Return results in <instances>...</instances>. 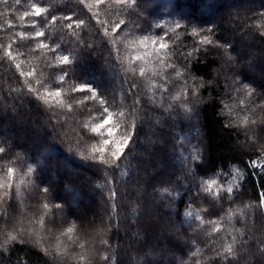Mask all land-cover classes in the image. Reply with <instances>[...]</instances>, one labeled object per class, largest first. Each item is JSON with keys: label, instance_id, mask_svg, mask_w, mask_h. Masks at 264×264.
Listing matches in <instances>:
<instances>
[{"label": "trees", "instance_id": "trees-1", "mask_svg": "<svg viewBox=\"0 0 264 264\" xmlns=\"http://www.w3.org/2000/svg\"><path fill=\"white\" fill-rule=\"evenodd\" d=\"M209 1L213 3L136 0V6L125 7L114 0L99 5L97 0H0V45L12 44L13 54L22 53L12 61L4 58V47H0V147L5 149L0 154V180L5 178L7 167L16 169L11 200L8 205L0 204V213H6L0 215V264H133L134 258L151 264H218L216 253L224 255L229 246L238 249L243 238L248 240L250 252L239 253L238 261L229 257L219 264H258V249L264 248V209L258 199L259 192L264 191V175L257 173L264 169H250L248 160L264 164V113L258 107L264 102L260 97L264 94V38L255 35L264 29L250 30L249 25L252 20L264 23L256 17L264 12V2L253 4L247 12L229 6L227 21L218 23L209 13H222L232 1ZM34 6L46 9L39 19L32 15ZM25 13L29 15L21 19ZM93 13L99 14L103 25L96 23ZM65 16H72L73 21L63 19ZM75 20H84L85 24L70 30L67 25ZM121 20L125 21L121 31L112 32ZM176 20L189 28L213 27L216 36L212 38L230 43L241 61V81L257 92L249 96L245 90L234 91L232 82L225 80L218 67L217 62L223 61L218 55L220 50L200 45L201 37L187 38L182 30H178L179 35L169 32ZM8 21L12 22L10 28ZM105 27L108 36L104 35ZM38 31L45 36L36 39ZM21 32L25 33L24 39L19 37ZM164 34L169 37L166 42L171 46L169 57L176 62L175 71L152 59L146 63L132 60L137 54L145 55L133 40ZM41 43L57 51L41 50ZM186 52L193 56L184 61L181 54ZM61 55H69L71 63L62 66ZM139 67L147 69L145 78L139 77ZM105 68L111 81L104 74ZM33 69L31 78L20 75ZM89 73L102 81L92 79ZM61 75L65 76L63 84L59 82ZM209 78L213 81L209 89L212 95L202 99L196 111L173 112L180 103L175 97L185 92L191 96L193 90L202 95L204 89L199 85ZM133 83L136 87L131 89ZM29 85L41 95L45 90L62 89L65 102L73 105L72 111L43 105L28 91ZM77 85L94 89L106 105L87 100L78 105L76 101L89 94L73 93ZM133 100L139 103L130 111ZM105 106L130 131L131 125H136L132 143L115 168L82 160L77 154H88L91 144L99 139L83 125L90 129L99 123ZM120 112L125 113L124 117L118 116ZM53 113L59 117L56 125ZM254 119L256 124H252ZM5 120L20 134L16 128L7 131ZM197 148L202 152L199 163L193 159ZM62 162L67 169L57 171L55 165ZM28 165L35 169L31 176L27 174ZM50 178L59 181L52 185ZM211 179L219 180L225 188L233 187L235 200L204 192V181ZM45 187L48 194L40 190ZM87 188L93 195L86 192ZM70 189L71 195L66 193ZM165 189L178 194L172 204L176 211L170 217L159 205L171 199ZM80 199L92 203L100 200L105 207L102 219L118 222L119 228H105L95 245H89L81 236L84 219L71 206ZM44 203L49 204L48 209ZM57 203L63 206L62 215L54 207ZM137 204L144 210L139 218L130 215ZM189 211L191 216L186 214ZM156 216L165 222L166 229L179 231L157 234L148 227ZM133 220L138 226L135 232ZM68 227H74L71 235H65ZM6 232L16 235L17 240L8 241ZM103 239L109 241L110 250L101 244ZM80 244L88 253L83 262L79 260ZM105 255L109 261L102 259Z\"/></svg>", "mask_w": 264, "mask_h": 264}, {"label": "snow or ice", "instance_id": "snow-or-ice-1", "mask_svg": "<svg viewBox=\"0 0 264 264\" xmlns=\"http://www.w3.org/2000/svg\"><path fill=\"white\" fill-rule=\"evenodd\" d=\"M20 0H16V3H19ZM114 2L118 5H122L125 7H128L130 4L136 6V0H114ZM81 3H83V0H81ZM105 0H97V5L104 4ZM91 12V8L89 9ZM46 12V9L41 7H35L33 8L32 15H34L37 19H39L43 14ZM29 15V13H25L21 19L26 18ZM94 16L97 17L96 23L103 25V21H101L98 17V13H93ZM258 20L264 21V12H260L257 16ZM63 19L67 21H73L72 16H65ZM251 19V18H250ZM52 23H56V18H52ZM125 21L121 20L119 23L115 25V27L112 29V32L119 33L121 31V26L124 25ZM85 24L84 20H75L74 24L69 23L67 27L71 30L73 27L75 28H81ZM35 24H33V27ZM8 27H12V22L8 21ZM158 28H163V25H157ZM255 28L257 30L264 29V23H258L256 20H252V23L249 25V29ZM178 30H182L185 34H187V38H194V37H201L199 40L200 45L210 46L214 47L216 49H219L220 52L218 55H221L223 57L222 62H217L218 67L222 70V74L225 76L226 81H231L233 85L234 91H241L245 90L247 91V94L249 96H252L254 93L257 92V90L246 84L243 83L240 79L241 73L239 71L241 67V61L238 59V57L234 54L232 50V45L230 43H223L219 41L217 38L214 40L212 37L216 36V30L213 27L205 28V29H198L195 26L189 28L188 25L183 24L181 21L176 20L174 25L168 29L169 32L177 33L179 35ZM202 33L211 34L210 35H203ZM104 35H109V29L107 27L104 28ZM255 35L264 38V30H259L255 32ZM45 36V33L43 31H38L35 33V38L40 39ZM20 39L25 38V33L21 32L19 33ZM169 39L167 34H164L162 36H158V38H154L148 35L142 36V38L138 40H133L132 42L134 44L139 45L140 48L144 50L145 55H135L132 57V60L134 62H144L146 63L149 59L154 60L156 63L160 64L161 67H170L175 71L176 68V62L172 61L169 57V49L170 44L166 41ZM0 47H4L3 45H0ZM149 48L151 50H149ZM39 49L41 50H48L49 52H56L57 49L53 48L50 44L41 43L39 45ZM199 51V49H196ZM22 55V53L17 52L16 54H13L12 51V44H8L6 47H4V58L9 59L12 61H15L18 56ZM183 56V60L187 61L189 58L193 56L192 52H186L181 54ZM59 62L62 66H67L71 63L69 55H61L59 56ZM252 63V59L248 60V64ZM183 66V65H182ZM15 67L17 69L20 68V64H16ZM187 71V68H186ZM192 72L193 69L191 70ZM35 74V69L24 73L21 72L20 75L24 77L31 78ZM66 75V74H65ZM133 75H135V70H133ZM138 75L141 78H145L148 75L147 69L145 67H139ZM217 75H220V73H217ZM65 81V76L61 75L59 77V82L63 84ZM27 83V80L25 81ZM39 83V81H37ZM212 79L209 78L204 83H201L199 85V88L204 89L203 94L199 93L198 91L193 90L192 95L189 96L187 92L182 93L181 96L175 97L177 101L180 103L175 106L173 109V112L175 111H183L184 113H190L194 112L197 109V105L201 103L202 99L207 98L209 95H212V92L209 91V89L212 86ZM136 87L135 83L130 85L131 89H134ZM28 91L30 93H34L37 100H39L43 105H46L48 108H60V109H67V111L71 112L73 105L71 103H66L64 99V92L62 89H57L56 91H48L45 90L44 94H39V91L37 88L32 87L31 85L28 86ZM73 93H88L89 95L86 97V99H79L76 101L78 105H84L87 101H97L99 105L104 106L106 105V102L104 99H102L94 89L90 87H86L84 85H77L72 88ZM260 97L262 100H264V94L260 93ZM137 103L139 101L133 100L132 102V109H135ZM261 109V113H264V102H262L259 106ZM103 113L104 116L100 120L99 123H96L94 126H92L89 129V125L85 124L83 125L84 129H88L92 134H94L95 137H98L96 143H92L90 146V150L88 154H85L83 151H79L77 154L82 160L85 161H93L95 163H99L101 165H104L109 168H115L119 167V162L121 161V158L125 155L126 150L128 149L129 145L132 143V138L135 135V128L136 125L133 123L131 125V131L128 129V127L123 126L119 123L117 119L114 118V115L112 112L109 111L108 107H103ZM163 114H167L165 111L162 110ZM125 113L120 112L118 113L119 117H124ZM53 122L56 125L59 122V117H56L53 113L52 116ZM247 124V121H245ZM257 121L254 119L252 120V124H256ZM261 123L264 124V119L261 120ZM123 128V131H122ZM65 136L67 133L64 134ZM5 152V149L3 147H0V154H3ZM199 152V155H196V153ZM258 155V154H257ZM11 159V158H9ZM193 159L196 163H199L202 159V152L199 148L193 150ZM248 166L250 169H264V164L257 163L255 159H249L248 160ZM193 169H189V172H191ZM234 171L239 172L238 169H234ZM35 172V169L31 166H27V174L31 176ZM258 175H264V171H258ZM16 180V169L13 167H7L6 168V176L3 180H0V191L3 192V195H0V204L8 205L9 201L11 200L10 193L12 192L14 183ZM24 181H21L23 183ZM204 183L207 185V187L204 189V192L211 194L212 196L216 198H223L226 199L228 196H232L235 200V192L234 188L229 186L225 188L223 184L217 180V179H211L206 180ZM97 188H100V184L96 185ZM237 189H240L242 192V186L237 184ZM42 194H48L49 189L43 188L40 189ZM165 192H168L167 189L164 190ZM222 192L224 193V196L222 197ZM113 195H115L113 193ZM168 195L171 199L163 200L159 203L161 209L169 214V217L171 214L176 211V209L172 208V204L174 201L178 198V194L172 195V193L168 192ZM200 193H197V200H199ZM260 200V208L264 209V191L259 192ZM43 207L45 209L49 208L48 203H44ZM55 209L61 210V215L63 214V206L61 204H54ZM111 207V206H110ZM207 210V209H205ZM143 208L139 206L138 204L135 205L134 208L130 209V215L135 216L139 218L141 215H143ZM6 213H0V215H5ZM187 215L191 216L192 213L189 211L186 213ZM215 214V213H213ZM112 216V212H108V217L110 218ZM211 223H215V221H210ZM115 226L116 228H119L118 222H113L111 219L104 221V227L105 228H112ZM148 227L151 230H154L157 234H160L163 231L164 235H172L174 231H179L175 229H166L165 228V222H161L159 216L153 217L152 221L149 222ZM138 226L136 223V220L132 221V231H137ZM217 232L220 231L219 227L216 229ZM74 232V227H68L65 235H71ZM6 235L8 236V241H16L17 236L11 235L10 233L6 232ZM240 236L243 238L244 234L241 233ZM194 238V237H193ZM179 239V238H178ZM235 240L236 237H233ZM8 241H4V244H7ZM23 242V240L21 241ZM101 244L110 250L111 245L108 240L103 239L101 240ZM248 240L246 238H243L241 240L240 247L238 249H234L232 246H229L226 250V253L224 255H221L220 253H216V258L219 264V261L221 260H227L229 257H231L232 260L238 261V255L241 252H250V249L247 247ZM80 248H84V244L79 245ZM182 251V249H181ZM260 260L258 264H264V248L258 249ZM211 255V253H210ZM246 260L249 258L248 256L244 257ZM55 260L56 258L53 257ZM104 261H109V256L105 255L102 257ZM79 260L83 262L85 260V257L83 255L79 256ZM133 264H151L150 261H141L139 259L134 258Z\"/></svg>", "mask_w": 264, "mask_h": 264}, {"label": "rangeland", "instance_id": "rangeland-1", "mask_svg": "<svg viewBox=\"0 0 264 264\" xmlns=\"http://www.w3.org/2000/svg\"><path fill=\"white\" fill-rule=\"evenodd\" d=\"M215 1H225V0H214ZM232 1L231 3H228V9H226L225 11H221L222 13H213V12H210L208 16L210 17H215L214 20L215 22H222V21H227V18H228V11H229V6H230V9H238L239 11H243L245 10V12H247L246 9H249L253 4H256L258 2H264V0H230ZM239 1V2H237ZM213 1H209V0H206L205 4H212ZM243 3V4H242ZM239 4V5H238ZM240 9H243V10H240ZM252 42H254L253 44L258 46L260 45V43L258 42V40H252ZM107 69L105 68L104 69V74L107 76V79L111 81L112 77H110L109 73H107ZM89 77H92V79L96 80L97 82H101L102 79L101 78H98V77H94L92 76V73H89ZM105 78V77H104ZM112 83V82H111ZM117 88L119 89V85H116ZM19 126V125H18ZM7 131L11 132V128H16L14 129L16 132H18V134H20V131L17 130L18 128L17 127H14L13 124L11 123H8L7 120H5V126ZM20 127V126H19ZM55 169L57 171H59V169H67V167L65 166V163L62 162V164H57L55 165ZM70 173L73 175V176H76L74 172H71L70 170ZM59 181V179H55V178H50V183H52V185H55L57 182ZM73 191L70 190H67L66 193L67 194H72ZM86 192L90 195H93V191L89 188H87ZM68 201V199H67ZM72 204L71 202L69 203V205ZM73 206V208L75 209V212L79 213L81 218L84 219V223L83 224V231H82V235L84 237L85 240L88 241L89 245L90 244H94L96 243L99 238L102 236V234L105 232V227H104V221H105V218L102 219L101 216L105 215L104 214V205L103 203H101L100 200H94V203L90 202V201H87L85 199H80V201L76 204V205H71ZM103 220V221H102ZM87 243V242H86ZM88 245V244H87ZM88 245V246H89ZM95 245V244H94ZM81 252V254L84 256V257H88L86 252H84L85 250L83 248H78Z\"/></svg>", "mask_w": 264, "mask_h": 264}]
</instances>
